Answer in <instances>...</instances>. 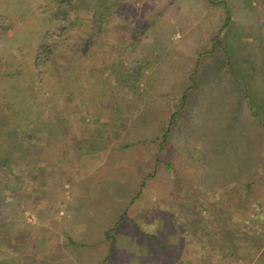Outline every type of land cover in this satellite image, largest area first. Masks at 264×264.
<instances>
[{
  "label": "trees",
  "instance_id": "16d2710c",
  "mask_svg": "<svg viewBox=\"0 0 264 264\" xmlns=\"http://www.w3.org/2000/svg\"><path fill=\"white\" fill-rule=\"evenodd\" d=\"M129 2L132 3L130 6L123 7V4ZM257 2L264 8V0ZM135 3L136 0H48L51 19L62 24V30L75 25L81 27V33L87 36L84 40L85 47L90 46L96 32L106 30L113 23L117 30H124L115 38L122 46L140 36L148 21L139 18ZM206 4L210 10L223 13L221 24L215 31L211 46L198 51L193 64H183V81L175 92L173 90L175 104L165 109V112L160 113L162 104L153 102L156 99L152 98L154 91L151 90H155V81L159 80L158 74L164 71L166 64L170 66L171 76L173 75L177 61L168 58L164 66L157 68L148 56L138 58L133 63L123 58V65L114 59H107L103 71L107 70L108 75H113L117 84L127 90L130 96L128 99L143 94L140 82L145 70H151L145 83L147 104L142 110L146 117L143 119L141 116L138 129H133L132 125L139 117L127 116L123 119L119 126L121 130L128 126V121L131 123L128 134L123 138L118 136L125 140L124 143L116 142L109 148L107 141L113 140L109 137L103 142V146L95 147L92 143L84 146L82 141L92 140L78 132L86 130L88 124L85 122L82 104L67 103L59 108L58 101H52L50 96L43 94L41 99L37 98L20 79L27 76L23 70L13 73V81L1 86L0 112H6L15 129V136L5 138L0 135V180L10 184L7 186L8 192L15 195L19 202H7L4 195L0 197V249L7 250H0V260L10 258L15 262V256H18L21 264H103L111 255L108 252L111 251V246L108 247L104 240L93 237L90 229L88 238L82 240L72 228H65L61 239L56 236L58 233L49 231L46 223L53 216L51 208L55 205L66 208L70 219H65V223L76 220L72 218L73 214H70L71 209L66 206L67 200L63 195L66 190L64 175L73 174L66 180L70 183V188L73 182H85V191L90 194L91 187L87 183L90 185L97 180L88 182L87 177L93 175L94 170L97 173L95 166L100 165L101 153L105 156L106 149L116 151L120 148L134 151L135 146L141 145L139 142L146 132L147 136L143 141L146 143L145 150L143 153L139 152L137 158L142 166L143 184L158 183L159 172L162 174V171H167L173 172L172 177L161 182L172 186L169 190L176 192L178 184L189 185L187 191L180 190V204L178 205L175 197L173 202L180 214H184L183 217L186 214L193 217L189 225L195 236L191 247L195 264H227L228 257L238 259L232 233L243 230V221H236L230 231H226L225 227L220 229L219 226L218 230L223 236H228L224 248L221 237L214 238L211 233V219L217 227L216 222L219 221V215L214 210V199L218 188L229 186L234 191L242 187L249 194L256 190V186L264 184V142L261 145L258 138L259 133L264 131V108L256 99L245 73L243 60L246 58L238 57L226 40L227 28L233 23V3L230 0H206ZM86 15L90 17L89 20H84L83 16ZM152 21L154 20L151 23ZM87 26L89 31L86 32ZM153 38L152 47L155 48L169 37L167 34L161 37L160 32L155 31ZM46 40L39 43L34 62L28 65L27 70H30L32 82L44 71L55 75L58 77L57 81L61 82L66 76L52 72L51 68L56 65L61 67L63 64L61 59L55 57V46ZM122 46L113 47L112 50L121 49ZM70 56L71 60L74 55ZM89 71L93 73L95 68L90 65ZM102 75L105 76L103 73ZM72 113H78L80 118L72 117ZM244 115H248L246 120L243 119ZM153 116H159L160 120L154 121ZM143 121L145 125L142 131ZM75 124L78 131L73 129L72 125ZM137 130L138 137L135 136ZM102 139H106L105 136ZM178 140L181 141L180 145L175 144ZM54 152L70 163V172L49 164ZM96 155L98 157L93 158ZM126 155L129 154H125V157ZM40 159L46 160L43 171L50 174L48 189L60 186L62 192L58 196L48 192L46 200L49 202H40L43 213L33 209L38 213L40 222L31 224L20 220L25 207L19 209V203L30 204L39 200L37 196L28 199L17 193L18 189L14 188L16 184L20 187L25 177L17 175L12 164L16 163L19 170L29 175L39 165ZM121 160L124 161L123 158ZM82 161L85 163H81ZM87 164L93 165L91 171L85 170ZM54 173L59 176L52 175ZM184 201L187 204H183ZM14 212L16 216L13 217L11 215ZM87 213L93 215L92 209H88ZM153 233L156 231L151 233L155 237L156 234ZM53 234L54 242H51ZM259 240L261 241L260 238ZM180 262L186 264L183 258H180Z\"/></svg>",
  "mask_w": 264,
  "mask_h": 264
},
{
  "label": "rangeland",
  "instance_id": "374dc122",
  "mask_svg": "<svg viewBox=\"0 0 264 264\" xmlns=\"http://www.w3.org/2000/svg\"><path fill=\"white\" fill-rule=\"evenodd\" d=\"M230 2L233 3L234 7L233 23L227 28L226 40L238 57L246 58L243 60V66L246 68L245 73L248 75V81L254 89L256 99L264 108V53H262L264 52V8L259 6L257 0H230ZM131 4L130 2L123 4V7ZM135 10L140 19L148 21L147 27L142 30L140 36L129 40L125 46H122V43H118L115 38L117 35L122 34L124 30H117L113 25L115 23H113L106 30L96 32L90 46L85 47L84 40L87 36L81 33V27L75 25L62 30V24L51 19L48 0H0V90L1 86H6L13 81V77H11L13 73L23 70V73L27 76L20 77V79L27 89L36 94L37 98L41 99L43 94L50 96L53 99L52 101H58L59 108H63V104L67 103L82 104L85 122L88 123L86 124V130L78 131L76 124L72 126L75 131L92 140L91 142L81 140L84 146L90 143L95 147L98 145L99 147L103 146V142L108 140L109 137L113 138L112 141H107L108 144L106 145L109 148L116 142L124 143L125 140L118 138V136L123 138L127 135L131 123L128 121V126L121 130L122 128L119 126L123 123V119L127 116L131 118L139 117L138 120H134L132 125L133 129H138L140 128L139 120L141 116H143V119L146 117L144 113L142 114V110L147 104L148 95L145 83L151 70H145V75L141 79L140 87L143 94L128 99L130 96L127 90L122 85L117 84L115 77L108 75L107 70L106 72L103 71L107 59H114V61L123 65L126 59L133 63L138 58L148 56L157 68L164 66L168 58L177 61L173 75L171 76L170 66L166 64L163 68L164 71L158 74L159 80L155 81V90H151L154 91L152 98L156 99L153 102L162 104L160 113H163L165 109L175 104L174 92L182 83L185 73V69L182 67L183 64H193L198 51L211 46L215 31L223 18L222 12L212 11L208 8L206 0H136ZM83 18L84 20L90 19L87 15ZM152 19L154 21L151 23ZM85 31H89L88 26ZM155 31H159L161 37L167 34L169 38L158 47L153 48V34ZM45 39L55 46V57L61 59L60 61L63 64L61 67L56 65L51 68L52 72L66 76L61 82L57 81L58 77L44 70L40 77L32 82L29 74L30 70H27L28 65L34 62L39 43ZM116 46L122 47L121 49L115 48V50H112ZM72 54L74 56L70 60ZM253 62L255 64H252ZM90 65L95 68L93 73L89 71ZM69 90H71V93ZM71 116L80 118L78 113H72ZM247 116L244 115L243 119L246 120ZM153 120L159 121L160 118L159 116H153ZM143 123L142 131L145 122L143 121ZM114 133L115 137H113ZM142 133L140 134L142 135ZM260 133H264V131ZM260 133L258 138L262 145L264 134ZM137 134L138 130L135 132L136 137H138ZM0 135L5 138L15 136V129L4 111L0 112ZM101 136H105L106 139H102ZM146 136L147 132L145 136L142 135L139 142L141 145L135 146L134 151L120 148L116 151L106 149L105 156L103 152L101 153L102 160L100 163L98 162L100 164L99 168L95 166L97 173H94V170L93 175L87 177L88 182L93 179L97 180L92 182L93 184L97 183L93 187L92 183L90 185L87 183V186L91 187L90 194L85 191V182H73L70 188V183L66 180L72 177L73 174L70 175L71 173H69V175L63 176L66 189L63 195L67 200L66 206L71 209L70 214H73V219H76L77 222L84 221L86 223L87 233L91 230L93 234L99 227L101 228L113 219V213L111 216L106 214L108 207L113 208L114 217L119 216L120 210L126 206L132 212L140 210V202L142 199H146L148 186L143 185L139 190L137 185L140 182H136L138 178H131L135 166L128 160L135 157L136 164H140L137 158L139 152L143 153L145 150L146 143L143 141ZM175 144L180 145L181 141L178 140ZM134 152L138 153L135 154ZM125 154L129 155L125 157ZM108 156L110 157L108 158ZM96 157L98 155L93 156V158ZM108 160L111 161L108 162ZM49 162L50 165L56 166V168L69 170V172L71 170L70 163L65 158L58 157L56 152L51 154ZM81 163L85 162L82 161ZM12 165L17 175L25 177L20 187L16 184L14 189H18L17 193L28 199L37 196L39 200V202L35 200L36 202L30 204L19 203V209L25 207L19 218L22 221L37 224L40 222V218L33 209L36 208L43 213V205L40 202H49V200H46L48 192L58 196L62 190L60 186H53L48 189L47 182L50 174L43 171L46 165L45 159H40L39 165L34 167L33 173L29 175L19 170L20 167L16 163ZM87 165L85 170L91 171L93 165ZM119 170H122V173ZM52 175L56 176L58 174L54 173ZM160 176L161 173L159 172L158 182ZM33 178H37L38 181ZM9 185L0 180V197L4 195L7 202H19L15 195L8 192L7 186ZM108 185L114 186L112 193H108ZM180 185H177L176 192H171L173 193L171 198H168L169 195L166 194L167 185V187L161 186L156 191L157 213H159H156V215H158L157 220L162 217V225L173 214L169 210H167L168 214L165 213L167 208L173 210L174 205L169 203H172L175 197L179 205L181 202L180 196H182L180 190H188L189 185ZM138 192L140 195L136 199H132V195ZM120 194H123L124 199L118 202L115 199ZM222 196L226 198L222 199ZM186 202L184 201L183 204ZM214 202V210L219 215V221L216 222L217 227L211 219V233L214 238L221 237L220 241L224 248H226L225 242L228 240V236L226 238L223 236V233L218 230L219 226L220 229L225 227L226 231H230L236 221H243V230L232 233L238 259L228 257L226 259L227 264H264V184L256 186V190L251 191L249 194L245 193L242 187L234 191L229 186L220 188L216 192ZM88 209H92L93 215L87 213ZM51 210L53 216L48 219L46 226L50 229L49 231H54L55 234L58 233L56 236L62 239L65 228L70 229L73 227L70 221L65 223V219H70V216H68L64 206L55 205ZM15 214L14 212L11 216L14 217ZM156 215H152L153 219H156ZM147 225V228H150L149 221ZM204 226H207L206 221ZM53 236L54 234L50 237L51 242H54ZM87 238L81 239L85 240ZM44 244H47V242ZM0 250L7 252L5 249ZM14 261L8 258L0 260V264H21L18 256H15Z\"/></svg>",
  "mask_w": 264,
  "mask_h": 264
},
{
  "label": "crops",
  "instance_id": "0c3cea01",
  "mask_svg": "<svg viewBox=\"0 0 264 264\" xmlns=\"http://www.w3.org/2000/svg\"><path fill=\"white\" fill-rule=\"evenodd\" d=\"M128 161L135 166L133 167L131 178H138L136 182H140L137 185L140 190L144 185L142 181V166L136 164L134 158H130ZM119 171L122 173V170ZM172 174L173 172L162 171L158 183L145 184V186H148L147 197L140 202L141 208L139 211L132 212L126 206L120 210L119 216L116 215L114 217L113 208H107L106 214L111 216L113 213V219L93 233V235L95 234L93 237H98L104 240L107 246H111V251H108L111 255L103 264H180V258L185 259L186 264H195L191 248L194 244L195 236L189 225L193 220L192 215L186 214L183 217L184 214H180L175 203H169L168 201L169 204L175 207L173 206V210L167 208L165 213L168 214L167 210H169L173 214L169 219L167 218L166 223L163 218V225L161 222L162 217L157 220L156 191L161 186H168L166 194L169 195L168 198H171L173 193H171L172 190H169L170 186L167 184L166 186L161 180L167 179L169 176L172 177ZM107 190L108 193H112L114 186L108 185ZM139 195V192L135 193L131 198L136 199ZM123 199V194H120L115 200L120 202ZM153 214L156 215V219H153ZM148 221L150 228H147ZM72 225L73 231L80 239L88 237V227L84 221L77 222L75 220ZM154 230L156 231V236L152 237L151 233Z\"/></svg>",
  "mask_w": 264,
  "mask_h": 264
}]
</instances>
